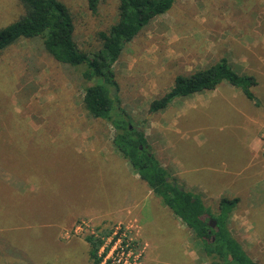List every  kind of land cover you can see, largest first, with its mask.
Masks as SVG:
<instances>
[{"label": "rangeland", "instance_id": "1", "mask_svg": "<svg viewBox=\"0 0 264 264\" xmlns=\"http://www.w3.org/2000/svg\"><path fill=\"white\" fill-rule=\"evenodd\" d=\"M61 1L77 45L95 52L119 0H100L96 12L88 0ZM24 13L19 0H0V28ZM224 57L256 78L260 105L224 84L150 113L177 76ZM113 69L122 107L178 183L215 213L222 198H240L229 228L264 264V0H177ZM82 71L57 62L39 38L0 54V264H92L85 238L105 230L124 232L127 264H210L115 149L111 125L84 109ZM103 246L114 250L112 237Z\"/></svg>", "mask_w": 264, "mask_h": 264}, {"label": "trees", "instance_id": "2", "mask_svg": "<svg viewBox=\"0 0 264 264\" xmlns=\"http://www.w3.org/2000/svg\"><path fill=\"white\" fill-rule=\"evenodd\" d=\"M24 14L16 21L0 28V54L27 39H41L46 52L57 62L73 68H83V107L94 119L108 122L114 129L113 145L133 171L159 197L171 212L188 227L199 240L210 264H259L233 236L229 221L240 198L224 197L218 212L206 206L201 195L178 183L163 167L147 141L144 129L134 125L119 98V85L114 65L126 46L156 17L173 8L177 0H119L118 19L108 31L101 32V47L87 53L77 45L75 24L67 5L61 0H19ZM100 0H88L89 9L98 10ZM228 84L245 98L260 105L253 88L257 80L252 75L237 71L227 57L214 65L175 78L174 85L163 97L154 100L150 113L164 111L178 98L211 92ZM61 149V148H60ZM57 152L60 150L57 147ZM216 227H211V222ZM112 232L85 238L92 264L104 263L100 250ZM119 236H115L116 241Z\"/></svg>", "mask_w": 264, "mask_h": 264}, {"label": "built area", "instance_id": "3", "mask_svg": "<svg viewBox=\"0 0 264 264\" xmlns=\"http://www.w3.org/2000/svg\"><path fill=\"white\" fill-rule=\"evenodd\" d=\"M115 236H119V238L116 241H114ZM111 237H112V243L113 245H115L114 250L111 251L109 250L106 253L105 247L107 248V246H102L100 250L101 255L105 254L104 263L108 261L110 262V264H127L131 252L128 249L129 245L126 244L125 242L126 240H124L125 237L124 232L122 230H119L115 232L114 236ZM101 251L104 252L102 253Z\"/></svg>", "mask_w": 264, "mask_h": 264}, {"label": "water", "instance_id": "4", "mask_svg": "<svg viewBox=\"0 0 264 264\" xmlns=\"http://www.w3.org/2000/svg\"><path fill=\"white\" fill-rule=\"evenodd\" d=\"M210 225H211L212 228H215L216 227V222L212 221Z\"/></svg>", "mask_w": 264, "mask_h": 264}, {"label": "crops", "instance_id": "5", "mask_svg": "<svg viewBox=\"0 0 264 264\" xmlns=\"http://www.w3.org/2000/svg\"><path fill=\"white\" fill-rule=\"evenodd\" d=\"M196 95V94H195ZM194 96V95H193Z\"/></svg>", "mask_w": 264, "mask_h": 264}]
</instances>
